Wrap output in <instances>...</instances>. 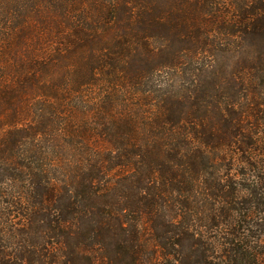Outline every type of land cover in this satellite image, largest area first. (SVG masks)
<instances>
[{
    "label": "trees",
    "instance_id": "1",
    "mask_svg": "<svg viewBox=\"0 0 264 264\" xmlns=\"http://www.w3.org/2000/svg\"><path fill=\"white\" fill-rule=\"evenodd\" d=\"M0 264H264V0H0Z\"/></svg>",
    "mask_w": 264,
    "mask_h": 264
}]
</instances>
